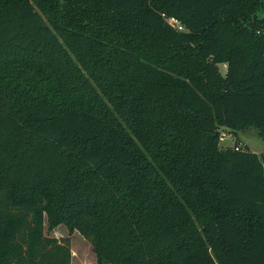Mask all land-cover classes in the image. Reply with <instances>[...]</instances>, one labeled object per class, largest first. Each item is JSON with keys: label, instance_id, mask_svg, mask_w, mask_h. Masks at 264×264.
<instances>
[{"label": "trees", "instance_id": "1", "mask_svg": "<svg viewBox=\"0 0 264 264\" xmlns=\"http://www.w3.org/2000/svg\"><path fill=\"white\" fill-rule=\"evenodd\" d=\"M248 128L264 0H0V264H264Z\"/></svg>", "mask_w": 264, "mask_h": 264}, {"label": "rangeland", "instance_id": "2", "mask_svg": "<svg viewBox=\"0 0 264 264\" xmlns=\"http://www.w3.org/2000/svg\"><path fill=\"white\" fill-rule=\"evenodd\" d=\"M220 67L221 72H223L224 66L221 65ZM221 145L223 147L237 145L240 149H246L257 154L264 153V140L253 128L241 130L235 134L226 132L224 138L221 139ZM46 234L57 239L69 238L72 255L71 264H95V257L90 244L78 232L69 234L66 228L60 225L51 232H46Z\"/></svg>", "mask_w": 264, "mask_h": 264}, {"label": "built area", "instance_id": "3", "mask_svg": "<svg viewBox=\"0 0 264 264\" xmlns=\"http://www.w3.org/2000/svg\"><path fill=\"white\" fill-rule=\"evenodd\" d=\"M166 21H167L169 24H171L172 26H174V27H176V28H178V29H181V26L178 24V22L176 21V19L170 17V18H167ZM224 136H225V134H224V133H221V135H220V139H223ZM234 149L237 150L238 147L235 146Z\"/></svg>", "mask_w": 264, "mask_h": 264}]
</instances>
